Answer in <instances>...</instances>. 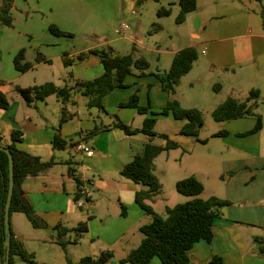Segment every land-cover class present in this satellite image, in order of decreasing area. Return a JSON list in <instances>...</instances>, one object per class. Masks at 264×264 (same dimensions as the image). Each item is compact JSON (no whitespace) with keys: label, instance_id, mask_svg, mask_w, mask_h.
<instances>
[{"label":"crops","instance_id":"crops-1","mask_svg":"<svg viewBox=\"0 0 264 264\" xmlns=\"http://www.w3.org/2000/svg\"><path fill=\"white\" fill-rule=\"evenodd\" d=\"M144 1L12 0L13 23L11 26L0 24V80L9 86V92H3L10 101L7 109H0V145L11 144V133L19 130L22 139L16 146L20 150L43 161L54 159L56 162L47 172L28 177L23 190L36 214L50 226L49 229L34 228L35 244L58 247L64 254V262L58 264H67L66 257L72 264H78L84 256L98 257L102 252L112 254L103 264H129L121 260L140 245L143 239L140 228L150 223L151 217L135 200L136 192L147 187L124 178L121 171L144 152L147 143L165 144L159 138L150 141L140 132L146 118H155V131L178 142L177 149L184 145L185 151L191 154L204 139L181 134L185 121L176 119L170 111L163 113L171 100L203 114L212 113L227 98L243 101L252 90L264 97V65L258 67L256 62L264 56L263 8L259 9L250 0H196V9L179 28H173L177 18L173 8L179 0H157L173 7L169 16L157 15L155 23L160 29L148 33L152 41L145 43L144 34L135 31L127 38L128 29L122 32L120 28L125 24L120 16L130 12L134 15L135 6ZM112 9L117 11V18ZM50 26L70 36L55 35ZM133 35L140 40L133 39ZM120 43H125L126 48L122 50ZM187 47L196 49L198 59L180 79L172 95L163 87V80L175 55ZM107 48L117 55L132 52L135 58L145 57L149 69L145 74L133 70L125 78V87L105 95L104 111L89 108L88 98L78 88L71 91L66 103L51 95L32 105L15 90V86L27 88L47 82L73 87L76 83L94 80L104 72L100 57L88 54L79 60L78 56ZM20 50L25 51V62L31 64L24 73L14 65ZM39 56L42 59L38 61ZM27 75H31L29 81L23 82ZM217 80L222 83L217 84ZM214 85L219 86L218 91L211 90ZM134 95L139 106L147 109L146 114L136 108L121 107ZM262 118V129L253 134L248 133L255 127L254 117L223 123L222 131L226 134L218 136L220 144L215 152L210 149L206 155H197L199 159L194 161L192 173L177 179L195 176L204 187L201 198L217 197L230 202L214 221L211 242L200 241L189 251L190 264H212L214 256L221 258L222 264H264V112ZM117 121L137 132L126 134L114 126ZM96 128L102 130L84 139ZM57 129L68 142L65 149L53 147ZM176 137L184 140L181 143ZM78 144L89 147L90 153L77 151ZM162 155L155 158L154 165L163 184L167 172L159 167ZM77 179L86 192L82 208L76 205ZM163 193L162 190L160 195L147 201L155 212L163 210L158 213L162 216L167 207L190 199L174 196L180 201L171 204L167 200L166 204ZM12 217V232L27 248L24 235L13 231ZM80 224H85L87 231L76 243V233L67 234L65 239L71 243L66 254L57 238L44 232L55 231L52 229L55 226L74 229ZM26 250L37 258L35 249ZM79 250L85 255L75 258L72 253ZM150 264L163 263L155 257Z\"/></svg>","mask_w":264,"mask_h":264},{"label":"trees","instance_id":"trees-1","mask_svg":"<svg viewBox=\"0 0 264 264\" xmlns=\"http://www.w3.org/2000/svg\"><path fill=\"white\" fill-rule=\"evenodd\" d=\"M262 3L263 0H250ZM180 12L176 18V22L181 24L185 21L186 16L193 12L197 3L196 0H179ZM12 0H0V24L11 26L13 16L11 14ZM171 9L160 8L157 11L159 17L169 16ZM264 23V8L261 11ZM160 26L157 24L154 31H158ZM50 31L58 36H70L68 33L60 31L56 26H50ZM88 54H96L100 57L104 72L98 78L76 83L70 87L56 86L52 82H47L39 86L22 88L15 86V90L23 97L28 105H32L37 101H44L47 97L55 95L63 103L71 98V91L78 88L82 95L88 98L87 106L89 108H97L104 111L103 98L116 88L125 87L124 81L127 75L133 70L139 71V74H145L149 69V62L145 57L135 58L133 53L127 55H117L110 48L92 50L87 54H80L79 60H83ZM42 57L39 56L38 61ZM198 59L196 49L187 47L180 50L174 57L170 69L167 71L166 78L163 80V87L172 95L176 92V87L180 79L189 73ZM66 62V61H65ZM67 63V62H66ZM14 65L17 71L24 73L31 68V64L25 62V51L20 50L14 58ZM4 85L0 80V109H7L10 101L2 90ZM218 91L219 86L214 87ZM259 92L252 90L249 96L239 101L233 98H227L212 111V117L217 123H226L228 121L254 117L256 119L255 127L248 134L257 133L262 129L263 118L255 109L258 106L257 100ZM121 107L136 108L140 113L146 114L147 109L139 106L138 97L132 96L131 99L121 104ZM171 112L176 119L184 120L185 124L181 129V134L197 137L199 129L202 126L203 118L200 110L191 108L185 109L181 107L177 100H171L163 113ZM156 119L146 118L140 132L147 135L150 141L159 138L165 141L164 145H155L152 142L146 144L144 152L136 155L121 171V175L147 187L146 190L136 192V203L151 217L150 223L143 225L140 231L143 239L140 245L132 249L129 254L121 260V263L129 264H150L151 261L158 257L163 264H190L191 258L189 251L200 241L211 242L213 238V224L217 217L221 215L222 208L230 204L227 200L217 197L203 199L200 195L203 192V184L195 177L189 176L176 183L177 191L190 199L184 203L176 204L173 207L166 208V215L162 216L155 212L147 201L160 195L163 190L162 183L155 173V158L163 152L177 149L179 143L171 139L166 134H158L155 131ZM114 126L122 129L126 134H134L137 130L130 128L122 122H115ZM102 128H96L89 132L84 139L92 138L98 134ZM226 134L220 131L216 136ZM247 134V135H248ZM22 139V132L15 130L11 133L12 143L6 145L11 151L14 160V190L10 207L11 215L13 213H23L32 227L35 229H49L50 226L39 217L32 205L28 201L23 190V184L28 177L38 176L47 172L56 164L54 159L43 161L37 156H33L25 151L20 150L16 143ZM73 144V143H71ZM68 142L65 141L56 130L53 147L55 149H65ZM72 173L73 168H69ZM78 192L76 201L80 198V187L82 183L77 179ZM9 189V160L8 155L0 150V236L1 241L5 240L4 232V214L5 204L7 201ZM52 229L57 231V243L61 246L66 254L67 246L71 243L65 239L68 233L75 232L76 240L87 231L85 224H80L74 229H68L62 226H55ZM12 232V230H11ZM264 253V249L262 250ZM6 251L2 248V260L5 261ZM15 257H20L23 261L35 264V256L29 253L23 243L11 233L10 259L9 264H15ZM112 254L110 252H102L98 257L85 256L81 258L78 264H103L110 260ZM67 264H72L68 257ZM212 264H222L219 257L214 256L211 260Z\"/></svg>","mask_w":264,"mask_h":264},{"label":"rangeland","instance_id":"rangeland-1","mask_svg":"<svg viewBox=\"0 0 264 264\" xmlns=\"http://www.w3.org/2000/svg\"><path fill=\"white\" fill-rule=\"evenodd\" d=\"M162 3V4H161ZM159 3L157 0H145L142 4L138 3L135 8L137 9V12L135 14L127 13L126 15L120 16V21L125 23L129 26V29L126 33L127 38L131 37L133 32L139 31L140 33L144 34L145 36V43L151 42L152 38L148 33H152L154 31V27L157 25L155 23V20L157 17V11L160 8H172L173 5L167 4L168 2H161ZM255 6H257L259 9L264 8V0L262 3L253 2ZM114 12V17L117 18V11L112 9ZM173 13L177 17L179 13V5L176 3L175 7L173 8ZM142 21V24L140 22ZM181 25L177 22L172 23L173 28H179ZM167 40V37L164 38V41ZM121 49L126 48L125 43H120ZM154 58V56H153ZM3 60L6 61V55L3 56ZM155 60V58H154ZM150 61L154 63L152 60V56H150ZM152 63V65H153ZM264 67V66H263ZM5 74L8 75V72L5 71ZM31 75H27L24 77L23 82L29 81ZM217 84H221L220 80H217ZM58 85H64L61 82H56ZM5 85V86H4ZM2 86L3 91L6 93L9 92V86L7 84H4ZM57 85V84H56ZM215 86V85H214ZM214 86L212 89H214ZM62 87V86H61ZM227 97V96H225ZM226 99V98H225ZM258 106L255 109V111L259 114H263L264 112V97H259L258 100ZM41 105V103H39ZM44 105V103H42ZM95 110V109H94ZM96 112V110H95ZM203 123L201 128L199 129L198 136L201 139H204L201 141V144H197L196 150L190 154L188 151H185L186 148H184V145H181V149L177 150H171V155L169 156V151L163 152V155L161 157V161L159 163V167L167 172V175L163 177V201L167 204V200H169V203L174 204L180 201L179 199L175 198L174 196H180V194L176 189V183L179 181L180 177H185L184 175H189V173H192L190 171L194 170L193 163L194 161L197 162L199 157L197 155H206L210 149H215L217 144H220L219 137L216 136L218 131H222L223 123H217L210 112L203 113L202 114ZM164 129V128H163ZM181 137H176L178 141L182 143ZM186 138V137H182ZM206 140L208 143H206ZM75 154V153H74ZM162 177V176H161ZM189 177V176H188ZM184 179V178H183ZM182 180V179H180ZM181 197V196H180ZM158 213H163V210H157ZM166 215V212L164 213V216ZM12 221H13V231H19L24 235L23 241L25 246L28 249H35L37 251V258L34 260L35 264H50V263H63L64 262V254L58 247H39L35 244V238H33V234H36V231L32 227L31 223L27 219V217L23 213H13L12 214ZM10 223H11V216H10ZM12 230V226H11ZM48 234L54 235V237H58V233L56 231H44ZM70 236H74V234H70ZM26 248V249H27ZM78 250V249H77ZM85 253L82 251H74L72 254L76 257H82L81 255ZM85 257V256H84ZM15 264H30L25 261H23L20 257H15Z\"/></svg>","mask_w":264,"mask_h":264},{"label":"water","instance_id":"water-1","mask_svg":"<svg viewBox=\"0 0 264 264\" xmlns=\"http://www.w3.org/2000/svg\"><path fill=\"white\" fill-rule=\"evenodd\" d=\"M133 39L140 40L135 35H133ZM258 67H262L264 65V56H261L257 59ZM0 150L4 151L8 155L9 160V189L7 195V201L5 204V214H4V232H5V240L1 241L0 236V264H9L10 259V246H11V223H10V207L12 202V195L14 190V160L11 151L6 147L0 145ZM2 248L5 249V261L2 260Z\"/></svg>","mask_w":264,"mask_h":264},{"label":"built area","instance_id":"built-area-1","mask_svg":"<svg viewBox=\"0 0 264 264\" xmlns=\"http://www.w3.org/2000/svg\"><path fill=\"white\" fill-rule=\"evenodd\" d=\"M121 31L123 32V31H125V30H127V29H129V26L128 25H126V24H121ZM75 149L77 150V151H79V152H84V153H90V148L89 147H87L86 145H84V144H78V145H76L75 146ZM83 186H81L80 188V198L79 199H77V201H76V205L79 207V208H82L83 206H84V204H85V200H83V198L84 197H86V192H85V190H83V188H82Z\"/></svg>","mask_w":264,"mask_h":264}]
</instances>
